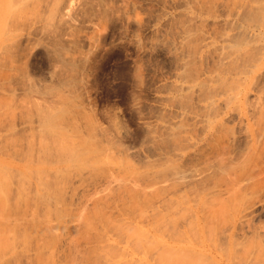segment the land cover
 <instances>
[{"label": "rangeland", "instance_id": "1", "mask_svg": "<svg viewBox=\"0 0 264 264\" xmlns=\"http://www.w3.org/2000/svg\"><path fill=\"white\" fill-rule=\"evenodd\" d=\"M0 215V264H264V0H0Z\"/></svg>", "mask_w": 264, "mask_h": 264}, {"label": "bare ground", "instance_id": "2", "mask_svg": "<svg viewBox=\"0 0 264 264\" xmlns=\"http://www.w3.org/2000/svg\"><path fill=\"white\" fill-rule=\"evenodd\" d=\"M18 9H19V8H18ZM19 11H20V10H19ZM184 85H185V84H184ZM184 85H183V86H184ZM183 86H180V90H181V89H184ZM185 86H186V85H185ZM188 86H190V85H187V87H186L187 90L184 89V90H182V91H185V92L188 91V90L190 89ZM190 87H191V86H190ZM188 88H189V89H188ZM192 88H193V87H192ZM192 90H193V89H192ZM192 90H191V91H192ZM49 162H50V161H49ZM26 163H27V162H26ZM1 175H2V174H1ZM41 181H42V180H41ZM59 181H60V180H59ZM56 186H57V185H56ZM3 189H4V188H3ZM1 190H2V189H1ZM5 191H6V190H5ZM6 192H7V191H6ZM49 193H50V191H49ZM7 195H8V194H7ZM54 196H55V195H54ZM60 196H61V195H60ZM28 197H29V196H28ZM58 198H59V197H58ZM26 199H27V198H26ZM97 199H98V198H97ZM98 200H99V199H98ZM3 201L5 202L4 199H3ZM3 201H2V202H3ZM100 201H101V200H100ZM100 201H99V202H100ZM36 202H37V201H36ZM97 202H98V201H97ZM56 203H57V202H56ZM6 204H7V203H6ZM6 204H5V206H6ZM45 205H46V204H45ZM48 205H49V204H48ZM95 205H96V204H95ZM3 206H4V205H3ZM17 206H18V205H17ZM22 206H24V205H22ZM57 208H58V207H57ZM50 209H51V208H50ZM96 209H97V208H96ZM208 210H210V209H208ZM208 210H207V211H208ZM21 211H22V210H21ZM211 212H212V210H211ZM53 213H54V212H53ZM44 214H45V213H44ZM97 214H98V213H97ZM206 214H207V213H206ZM24 215H25V214H24ZM42 215H43V214H42ZM0 216H1V215H0ZM12 216H13V215H12ZM12 216H11V218H13ZM49 216H50V214H49ZM62 216H63V215H62ZM83 216H84V215H83ZM164 216H165V215H164ZM208 216H209V215H208ZM213 217H214V216H213ZM0 218H1V217H0ZM14 218H15V216H14ZM27 218H28V217H27ZM35 218H36V217H35ZM37 218H38V217H37ZM161 218H163V217H161ZM3 219H4V218H3ZM50 219H51V218H50ZM166 219H168V218H166ZM217 219H218V218H217ZM19 220H20V219H19ZM41 220H42V219H41ZM84 220H85V219H84ZM21 221H22V219H21ZM87 221H88V220H87ZM157 221H158V220H157ZM18 222H19V221H18ZM28 222H29V221H28ZM204 222H205V221H204ZM31 223H32V222H31ZM213 223H214V222H213ZM34 224H36V222H35ZM34 224H33V226H34ZM156 224H157V222H156ZM162 225H163V223H162ZM2 226H3V225H2ZM46 226H47V225H46ZM49 226H50V225H49ZM88 226H89V225H88ZM160 226H161V225H160ZM23 227H24V226H23ZM40 227H42V226H40ZM43 227H44V226H43ZM50 227H51V226H50ZM50 227H49V228H50ZM85 227H87V226H85ZM35 228H36V227H35ZM51 228H52V227H51ZM0 229H1V228H0ZM40 229H41V231H43V233H44V229H45V227H44V229H42V228H40ZM84 229H85V228H84ZM159 229H160V227H159ZM162 229H163V228H162ZM8 230H9V229H8ZM36 230H37V231H36ZM38 230H39V227H38L37 229H34V231L32 230V231H33L32 234H34L35 232H39V231H40V230H39V231H38ZM5 231H6V230H5ZM27 231H28V230H27ZM84 231H85V230H84ZM131 231H132V230H131ZM133 231H134V230H133ZM45 232H46V229H45ZM50 232H51V230H50ZM4 233H5V232H4ZM25 233H26V232H25ZM52 233H53V232H52ZM168 233H169V232H168ZM46 234H49V233L47 232ZM86 234H87V233H86ZM119 234H120V233H119ZM128 234H129V233H128ZM162 234H163V233H162ZM12 235H13V233H12ZM35 235H37V234H34V236H35ZM38 235H40V232H39ZM19 236H20V235H19ZM22 236H23V235H22ZM22 236H21V237H22ZM30 236L33 237V235H30ZM43 236H44L43 238L46 237L45 239L42 238V239H43V243L46 242L47 245H48L50 242L53 243V242H52V240H53L52 238H53V237L51 236V234L47 235L49 238H48L46 235H43ZM124 236H125V235H124ZM141 236H142V235H141ZM163 236H164V235H163ZM1 237H2V235H1ZM1 237H0V238H1ZM5 237H6V236H5ZM24 237H25V238H24ZM24 237H23V238H24L25 240H24V239H23L24 241H23L22 239H21V240H22V242L25 243L27 240H26V236H24ZM40 237H41V236H40ZM40 237H39V238H40ZM150 237H151V236H150ZM210 237H211V236H210ZM13 238H14V237H13ZM27 238H28V237H27ZM34 238H35V237H34ZM36 238H37V237H36ZM36 238H35V240H36ZM54 238L56 239V237H54ZM124 238H125V237H124ZM142 238H144V237H142ZM46 239H49L48 243H47V240H46ZM150 239H151V238H150ZM4 240L6 241V239H4ZM7 240H8V239H7ZM9 240H11V239H9ZM9 240H8V241H9ZM16 240H17V239H16ZM28 240H29V239H28ZM146 240L148 241L149 239L147 238ZM171 240H172V239H171ZM0 241H3V240H0ZM5 241L3 242L4 244H5ZM13 241H14V240H13ZM37 241H39V240H37ZM44 241H45V242H44ZM138 241H139V240H138ZM138 241H137V242H138ZM147 241H146V242H147ZM149 241H151V243H152V241L155 242L154 240H149ZM149 241H148V244H150ZM156 241H157V240H156ZM163 241H164V240H163ZM9 242H10V241H9ZM16 242H17V241H16ZM57 242H58V241H57ZM3 243H2V244H3ZM20 243H21V241H20ZM36 243H37V242H36ZM51 243H50V244H51ZM54 243H56V242H54ZM156 243H158L159 246L163 245V243H162V244L160 243V240H158V242H156ZM164 243H165V242H164ZM2 244H0V245H2ZM10 244H11V242H10ZM37 244H38V243H37ZM146 244H147V243H146ZM23 245H24V244H23ZM40 245H41V244H40ZM158 245H157V246H158ZM168 245H170V246H168ZM173 245H174V244H173ZM2 246H4V245H2ZM5 246L7 247V245H5ZM12 246H13V245H12ZM53 246H54V245H53ZM133 246H134V245H133ZM165 246H166V245H165ZM0 247H1V246H0ZM47 247H48V246H47ZM51 247H52V246H51ZM137 247H138V246H137ZM155 247H156V245H155ZM162 247H163V246H162ZM4 248H5V247H4ZM152 248H153V247H152ZM164 248H165V247H164ZM164 248H163V249H164ZM217 248H219V247H217ZM10 249H11V248H10ZM10 249H9V250H10ZM49 249H50V248H49ZM161 249H162V248H161ZM161 249H160V250H161ZM163 249H162V250H163ZM167 249H169V250H167ZM174 249H175V248L172 247L171 244L167 243V247L165 248V250H166L167 253L163 250V251L165 252V253L163 252L164 255L167 254V256H166V255L163 256L162 254H160V256H161V257H164L165 259H163V258L161 259V257L158 256L159 258L157 257V259H158V260L161 259V261L159 260V263H160V264H173L174 260L177 258V257L175 258V256H176L175 254H176V253L173 254V253H174ZM37 250H38V249H37ZM37 250H36V251H37ZM40 250H41V249H40ZM74 250H75V249H74ZM107 250H108V249H107ZM139 250H140V249H139ZM158 250H159V249H158ZM171 250H172V251H171ZM34 251H35V250H34ZM36 251H35V252H36ZM168 251H169V252H168ZM170 251H171V253H170ZM177 251H178V250H177ZM184 251H186V250H184ZM218 251H219V250H218ZM144 252H145V251H144ZM158 252H159V251H158ZM172 252H173V253H172ZM175 252H176V251H175ZM168 253H169L170 256L168 255ZM179 253H180V252H179ZM47 254H48V253H47ZM156 254H157V253H156ZM171 254H172L173 256H172ZM233 254H234V253H233ZM78 255H79V254H78ZM174 255H175V256H174ZM168 256H169V258L166 259V257H168ZM170 257H171V258L174 257L175 259H174V258L171 259ZM7 258H8V257H7ZM39 258H40V257H39ZM45 259H46V258H45ZM157 259H156V260H157ZM168 259H171V260H168ZM182 259H183V258H182ZM184 259H185V258H184ZM208 259H209V258H208ZM156 260H155V261H156ZM188 260H189V259H188ZM230 260H231V259H230ZM233 260H234V259H233ZM102 261H103V260H102ZM176 261H177V260H176ZM40 262H41V261H40ZM42 262H43V261H42ZM50 262H51V260H50ZM72 262H73V261H72ZM109 262H110V261H109ZM156 263H158V261H156ZM195 263H196V262H195ZM79 264H80V263H79ZM175 264H176V263H175Z\"/></svg>", "mask_w": 264, "mask_h": 264}]
</instances>
